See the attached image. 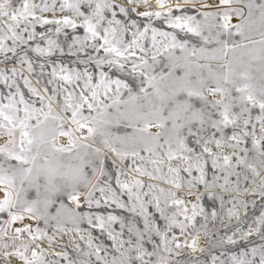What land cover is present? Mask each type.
<instances>
[{"label": "snow or ice", "instance_id": "6c2138e0", "mask_svg": "<svg viewBox=\"0 0 264 264\" xmlns=\"http://www.w3.org/2000/svg\"><path fill=\"white\" fill-rule=\"evenodd\" d=\"M0 264H264V0H0Z\"/></svg>", "mask_w": 264, "mask_h": 264}]
</instances>
